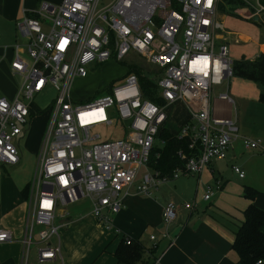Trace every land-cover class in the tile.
Returning <instances> with one entry per match:
<instances>
[{"label": "built area", "instance_id": "1", "mask_svg": "<svg viewBox=\"0 0 264 264\" xmlns=\"http://www.w3.org/2000/svg\"><path fill=\"white\" fill-rule=\"evenodd\" d=\"M241 1L244 6L235 8L234 14L264 27L263 0ZM221 2L61 0L57 5L42 2L35 17L24 13L15 22L25 42L14 44L11 69L22 82L12 99L0 97V165L20 162L19 144L30 118V102L25 100L48 85L56 90L28 189L21 264L28 258L36 225L42 226L35 241L39 261L61 258L60 246L51 242L59 238L57 212L67 204L89 198L93 216L111 229L110 215L120 210L132 189L150 196L169 179L199 174L212 160L225 159L236 140L245 150L264 151L259 139L239 133L234 120L210 113L214 88L232 76L228 46L217 39L223 30L218 21ZM130 57L146 64L149 73L144 77L156 87L154 95L162 103L144 97L139 77L132 71L103 95L83 102L70 98L74 78L87 76L88 65ZM218 96L231 101L226 92ZM177 102L185 105L188 118L176 134L188 138L190 154L179 151L184 166L170 177L160 176L148 167V160L167 110ZM115 123L123 129L118 138L102 139L93 132L96 126ZM142 168L145 172L138 177ZM231 168L240 178L244 176L238 166ZM215 189H219L218 182ZM215 189L208 187L203 200L210 199ZM195 205L183 203L190 210ZM176 217L177 205L166 204L162 211L165 237L170 236L168 228ZM13 238V229L0 225V244ZM149 238L154 240L155 235ZM131 240L125 237L126 244Z\"/></svg>", "mask_w": 264, "mask_h": 264}, {"label": "crops", "instance_id": "2", "mask_svg": "<svg viewBox=\"0 0 264 264\" xmlns=\"http://www.w3.org/2000/svg\"><path fill=\"white\" fill-rule=\"evenodd\" d=\"M42 2L57 5L61 0H0V97L5 96L12 99L17 89L14 81L17 74H14L11 69V62L15 56L13 46L15 43L22 44L25 41L17 32L15 22L24 13L29 16L35 15V9ZM226 16L234 15L219 13L218 21L222 24L223 30L219 31L217 39L227 44L228 56L231 61L242 57L252 60L260 52L264 53V31L260 34L261 26L258 22H250L235 16L238 18L228 20L229 26L224 27V22H221L220 18ZM21 54L24 58L26 57L24 52ZM221 86L224 88H219L217 93L226 92L231 101L219 96L214 97L211 100V116L234 120L242 134L240 125L248 119L250 107L257 104L264 105V102L259 99V89L253 81L235 76H231L227 83ZM181 104L185 110L184 123L188 118V112L185 105ZM234 110L235 114L232 117ZM30 112L31 122L32 109ZM31 124L29 123V129ZM28 128L26 132H28ZM44 128L39 132L38 145L41 143ZM243 136L245 135L243 134ZM260 142L261 147L264 148V141L260 140ZM244 150L241 141L236 140L229 148L225 160H212L201 173L187 175L196 178L192 181L195 190L190 199L196 205L192 210L184 208L182 204H180L181 207L177 206L176 220L168 228L169 237L163 235L162 211L164 206L173 200L172 196L165 192L164 185L155 191L158 193L154 197L138 194L132 189L123 198L120 210L110 215L111 229H107L93 216L91 200L83 197L59 208L57 212L55 224L61 226V233L59 238L53 239L51 243L60 246L61 258L41 262L36 249L37 263L117 264L114 251L123 237H130L144 245L146 254L143 259L149 260L151 264H239L238 256L232 249V240L243 220V211L251 202L244 197L243 186L249 185L259 192L252 202L262 210H264V189L258 187L255 181H248L249 171L245 174L240 167L244 172L242 178L237 175L239 178L237 180L226 179L225 169L219 162L224 161L226 165L237 166L233 161ZM259 151L262 150L259 149ZM256 156L261 155L257 154ZM217 182L219 189L216 190ZM262 182L264 183V180ZM208 187L215 189L212 192L213 196L211 195L212 204H214L212 210L198 207V203L203 205V202L211 199L210 197L208 200H203V195ZM6 205L8 206V204ZM26 213L27 206L22 211V221L18 227H12L10 223L4 224L0 216L1 226L12 228L14 235L16 232L19 233V237L0 244V264L22 263L21 227ZM177 227H180L179 233L172 238L171 234ZM150 235H155V239L151 240ZM151 249L154 251L149 254ZM261 260L260 264H264V259ZM30 263L28 254L25 264Z\"/></svg>", "mask_w": 264, "mask_h": 264}, {"label": "rangeland", "instance_id": "3", "mask_svg": "<svg viewBox=\"0 0 264 264\" xmlns=\"http://www.w3.org/2000/svg\"><path fill=\"white\" fill-rule=\"evenodd\" d=\"M234 10V16L220 18V21L224 22V27L226 25L227 27L229 26L227 22L228 20L238 18L235 17L236 14H234ZM260 26V34H262L264 27L262 25ZM22 39L25 41L24 37H22ZM130 63H133L135 66L134 68H137L143 74L149 73L146 64L137 57L126 58L123 61L110 59L97 65L90 64L87 66V76L74 78L69 92L70 98L75 102H83L103 95L110 85L120 83L124 80V76L129 73V67L132 65ZM14 81L18 88L22 82L21 78L17 75ZM219 88L223 89L224 86L214 88V94L212 95L211 100L218 96L217 92H219ZM55 96V88L52 85H48L45 90L41 93L35 94L32 99L25 100L26 103L30 102V109H32L33 118L31 119V122L29 119V123H32L30 129L28 128V132H26L20 140V162L14 166L0 165V216L4 224L10 223L12 227H18L21 223L22 211H24L25 206H27V199L24 196L23 190L25 186L28 185L31 187L33 183L35 166L37 163V153L40 146V144L38 145L39 132L46 126L50 114V106L55 99ZM249 112L248 119L240 125L242 134L239 133L241 135L244 134L249 139H260L261 141H264V105L257 104L253 107L251 106ZM234 114L235 110L233 111L232 117H234ZM184 118L185 110L183 105L181 103H175L167 110V120L164 127L175 132L183 123ZM93 132L99 133L102 139L118 138L122 136L123 129L115 123L109 127L96 126ZM161 146L162 141L160 137H157L154 147L160 148ZM257 154L261 156H256ZM234 162L238 167L244 170L245 174L249 171L248 175H250V177L249 179L246 178L248 181H255L258 187L264 189V183L262 182L264 180V152L257 149L244 150L238 154L237 159H234L233 163ZM219 163H221L225 169L224 175L226 179H239L229 164L226 165L224 161ZM143 172H145V168L141 169L138 177H140ZM193 180H196L195 176H180L177 179H169L160 186L164 185L163 187L165 188L167 195L170 194V196H172V202L181 207L180 204L183 205L184 202L191 201L190 199L195 190V186L192 184ZM156 193L158 192L153 191L152 197L157 195ZM212 203L213 198L211 197L209 201L203 202V205L198 203V207H205L212 210L214 205ZM6 204H8V206ZM40 228H42V226H35L33 243L29 249V262L32 264H38V259L36 257V249L38 246H36L35 241L37 240L36 232ZM60 233L61 230H59V234ZM15 234V238L19 237L18 232Z\"/></svg>", "mask_w": 264, "mask_h": 264}, {"label": "trees", "instance_id": "4", "mask_svg": "<svg viewBox=\"0 0 264 264\" xmlns=\"http://www.w3.org/2000/svg\"><path fill=\"white\" fill-rule=\"evenodd\" d=\"M264 1V0H263ZM244 3L241 0H223L219 5V13L222 15H233V10L236 7H243ZM34 14V13H32ZM35 17V15H30ZM135 66L130 65L129 72H134L140 80V87L145 98L150 99L155 103L162 101L154 95L156 87L150 85L146 81L144 74ZM232 76L240 77L253 81L259 89V99L264 102V53L260 52L254 59H246L244 57L232 61L231 64ZM177 131V130H176ZM175 132L162 127L157 137H160L162 146L160 148L153 147L149 160L148 167L157 170L160 176L170 177L177 168L184 166L178 152L182 151L187 155L190 154L188 148L189 140L185 137H180ZM29 186H25L23 193L27 198ZM259 192L249 185L243 186V195L251 202L243 211V220L234 233L232 240V249L238 256L239 264H254L257 260L264 259V210L257 207L252 201ZM153 249L149 250V254L153 253ZM146 254L144 245L132 239L129 244H126L125 237L119 243V246L114 251L117 259V264H151L149 260L145 261L143 256Z\"/></svg>", "mask_w": 264, "mask_h": 264}, {"label": "water", "instance_id": "5", "mask_svg": "<svg viewBox=\"0 0 264 264\" xmlns=\"http://www.w3.org/2000/svg\"><path fill=\"white\" fill-rule=\"evenodd\" d=\"M256 19V17H254V20ZM180 227H177L171 234V237H175L178 233H179Z\"/></svg>", "mask_w": 264, "mask_h": 264}, {"label": "snow or ice", "instance_id": "6", "mask_svg": "<svg viewBox=\"0 0 264 264\" xmlns=\"http://www.w3.org/2000/svg\"><path fill=\"white\" fill-rule=\"evenodd\" d=\"M65 43H66V41H65ZM61 47H63V44L61 45ZM64 178L63 177H61V180H63Z\"/></svg>", "mask_w": 264, "mask_h": 264}]
</instances>
